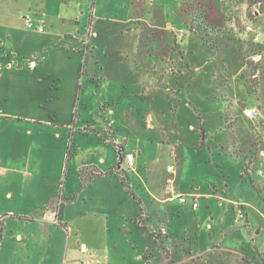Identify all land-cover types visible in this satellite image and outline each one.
Instances as JSON below:
<instances>
[{"label": "rangeland", "instance_id": "rangeland-1", "mask_svg": "<svg viewBox=\"0 0 264 264\" xmlns=\"http://www.w3.org/2000/svg\"><path fill=\"white\" fill-rule=\"evenodd\" d=\"M109 1L117 9L103 5L97 14L110 18H92L96 35L91 33L90 48H95L88 52L76 102L71 146L78 154L70 164L71 177L77 163L96 157L94 151H108L111 157L129 150L142 151L136 168L152 184L162 185L169 165L184 167L182 179L203 185V191L214 179L229 180L233 187L242 184V158L264 148V43L255 42L246 29L248 22L264 29V0H234L230 5L202 0L183 14L171 8V27L166 26V12L163 20L147 22L151 15H161V10L152 12L150 0ZM255 105L261 115L251 118L246 109ZM63 136L67 151L69 134ZM124 172L119 175L126 178ZM245 183L235 198L249 200L258 210L248 208L251 232L235 224L226 207L216 206L214 215L211 211L201 222L189 203H173L174 212L175 206L184 209L169 225L185 255L201 252L202 259H210L205 264H264L256 252H264V231L257 232L264 223V199ZM84 224L87 229L89 223ZM130 231L114 229L111 240L126 244Z\"/></svg>", "mask_w": 264, "mask_h": 264}, {"label": "crops", "instance_id": "crops-1", "mask_svg": "<svg viewBox=\"0 0 264 264\" xmlns=\"http://www.w3.org/2000/svg\"><path fill=\"white\" fill-rule=\"evenodd\" d=\"M223 1L230 5L234 0L214 3ZM156 2L159 5L153 9ZM201 2L150 0L152 12L161 10V15L146 21L163 20L166 12L165 23L171 27V8L183 14L186 7ZM103 5L117 9L109 0H0V264H83L89 258L92 264H205L210 259H202L201 252L185 255L177 247L178 238L169 225L170 218L175 213L180 217L184 210L175 206L174 212L177 200L189 203L201 222L211 211L214 215L216 206L226 207L224 212L234 222L235 203H242L247 220L239 225L248 232L254 230L248 208H257L235 197L246 182L264 199L263 181L256 174L242 178L247 159L254 157L259 163L256 151L242 158V184L235 187L229 180L214 179L203 191V185L182 179L184 167L173 165L167 167L162 185L152 184L136 168L142 151H136L133 168L122 164L120 154L129 150L116 151L111 157L108 151H94L96 157L77 163L71 177L78 154L71 146L78 122L76 102L88 52L95 48H90L91 36L96 35L92 18L94 14L110 18L97 14ZM27 19L33 23L31 28ZM40 24L44 31L37 30ZM260 42L264 43V33ZM65 132L70 142L67 151L61 145ZM122 172L126 178L119 175ZM212 186H216L214 193ZM234 188L236 193H230ZM179 195H186L187 202L182 203ZM195 199L197 209L192 206ZM91 205L97 210H90ZM124 205L129 211L123 210ZM260 218L264 221L263 212ZM83 222L89 223L90 232L83 229ZM262 224L258 233L264 231ZM162 225L168 227V234L158 239L154 232ZM123 228L131 230L130 240L126 244L112 241L114 229L122 232ZM256 252L264 259L263 250Z\"/></svg>", "mask_w": 264, "mask_h": 264}, {"label": "built area", "instance_id": "built-area-1", "mask_svg": "<svg viewBox=\"0 0 264 264\" xmlns=\"http://www.w3.org/2000/svg\"><path fill=\"white\" fill-rule=\"evenodd\" d=\"M258 10H256V13ZM27 26L31 28L33 26L32 21L30 19H27ZM247 32L253 34V40L255 42H259L261 40V37L263 35V31L260 30L258 27L254 26L251 23H248L246 26ZM38 31H44L45 27L43 24H40L37 27ZM246 114L251 118H257L261 115L259 109L257 107L248 108L246 109ZM135 153L133 152H125L120 154V158L126 162V165L128 168H133L135 166ZM258 161L259 163L256 164V161H253L252 159H247L245 166L242 170V174L245 176H252L256 174L264 183V148L258 152ZM168 170H171V168H168ZM179 200L182 203L187 202V196L186 195H179ZM192 206L194 209L198 208V202L195 199L192 203ZM235 218L234 222L236 224H241L247 220V213L244 207V204L242 203H235ZM168 234V227L163 225L161 226L156 232L155 237L159 239L161 236H166ZM195 258H198V256H195ZM83 264H92V259H86L83 261Z\"/></svg>", "mask_w": 264, "mask_h": 264}, {"label": "trees", "instance_id": "trees-1", "mask_svg": "<svg viewBox=\"0 0 264 264\" xmlns=\"http://www.w3.org/2000/svg\"><path fill=\"white\" fill-rule=\"evenodd\" d=\"M68 151H72L71 149H69ZM254 157H251V159ZM1 233H2V229L0 228V238H1Z\"/></svg>", "mask_w": 264, "mask_h": 264}]
</instances>
